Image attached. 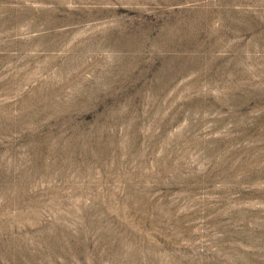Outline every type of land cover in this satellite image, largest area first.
I'll return each mask as SVG.
<instances>
[{"label":"rangeland","instance_id":"1","mask_svg":"<svg viewBox=\"0 0 264 264\" xmlns=\"http://www.w3.org/2000/svg\"><path fill=\"white\" fill-rule=\"evenodd\" d=\"M0 264H264V0H0Z\"/></svg>","mask_w":264,"mask_h":264}]
</instances>
